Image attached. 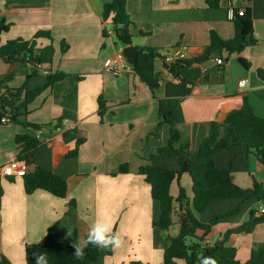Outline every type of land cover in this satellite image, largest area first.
<instances>
[{"label": "crops", "instance_id": "0c3cea01", "mask_svg": "<svg viewBox=\"0 0 264 264\" xmlns=\"http://www.w3.org/2000/svg\"><path fill=\"white\" fill-rule=\"evenodd\" d=\"M110 1L0 0V25H9L1 35V45L17 38L32 40L39 31H46L51 38L37 39V48L52 45L55 49L52 63L41 66L37 75L29 79L27 76L35 69L32 64L0 60V96L2 83L10 74L14 77L6 83L8 87L19 89L26 83L29 90L43 85L51 73L68 75L36 97L18 117L20 122L43 126L41 133L19 123L0 122V171L2 166L19 159L16 137L29 134L41 141L33 150L34 163L68 184L65 198L43 190L27 194L22 177H10L11 181L0 175V252L11 264H27L26 247L43 240L55 223L76 231L84 246L89 226L97 218L109 219L125 241L121 248H111L110 255H102L99 264H163L167 236H176L179 226L174 217L168 230L153 227V221L160 217V208L152 199L150 185L139 175L140 167L179 170V157L195 156L208 134L209 122L221 123L245 100L257 116L264 118V81L258 76V70H264L263 0L241 4L252 9L258 42L241 54L230 56L224 64L223 81H203L208 69L216 65V58L184 71L179 81L172 80L167 65L178 57L202 54L212 31L224 40L234 36V24L228 17L231 0H224L217 9L209 8L206 0H126L127 13L134 22L133 44L156 48L161 54L155 70L163 74L165 81L155 94L126 61L119 74L105 68V61L116 60L123 50L110 22L103 19L104 4ZM104 29L107 37L103 36ZM64 44L66 51L62 52ZM239 57L250 66L240 64ZM242 80H246L244 86H240ZM100 98L106 105L102 116ZM158 99L165 100L173 111L172 120L181 133V141L188 143L189 148L179 156L165 153L152 161L150 155L166 143L170 134L169 126L164 125L159 137H149L160 122ZM79 139L83 143L78 155L68 158L66 153L77 147ZM215 163L218 169L229 170L233 182L243 188L255 183L264 187L263 165L254 155L245 156L244 148L219 152ZM124 164L128 172L120 173ZM180 183L192 196L191 177L184 175ZM171 194L178 195L176 182ZM263 205L264 201L258 200L211 202L198 216L203 223L239 206L241 211L214 225L203 243L214 245L222 240L225 232L248 222L251 211L260 216ZM197 234L201 236L202 232ZM227 245L237 249L236 259L246 262L252 248L264 247V222L249 234H231Z\"/></svg>", "mask_w": 264, "mask_h": 264}, {"label": "trees", "instance_id": "16d2710c", "mask_svg": "<svg viewBox=\"0 0 264 264\" xmlns=\"http://www.w3.org/2000/svg\"><path fill=\"white\" fill-rule=\"evenodd\" d=\"M224 0H206L211 9H217ZM236 3V0H231ZM253 0H242L251 2ZM264 1V0H263ZM103 19L109 21L112 32L117 41L123 46L122 55L137 75L141 82L155 94V91L165 81L162 73L156 72L155 62L161 57L158 49L141 47L133 44L134 35L132 27L134 22L126 10V0H112L104 4ZM234 24V36L224 40L216 32L212 31L209 44L199 56L192 58H175L170 64L168 73L174 78L181 80L184 71L199 68L203 64L219 57L223 65L233 54H241L246 48L257 44L254 37V26L252 9L250 6L234 5V17L231 19ZM9 25H0L1 35L8 31ZM140 35L146 33L139 31ZM103 36H108V31L103 30ZM51 38L50 33L39 31L32 40L17 38L0 44V60L4 63H29L35 69L27 76L37 75L39 66L52 63L55 49L52 45L44 48H37V39ZM66 51V45L62 46V52ZM239 62L244 67L249 63L239 57ZM68 75L62 72L47 75V81L40 87L29 90L27 85L19 89H12L6 83L10 82L14 75H8L2 83L0 96V118L10 115L13 123H19L27 129L41 131L43 126L29 122H20L18 117L22 111H26L28 105L47 88L54 86ZM258 76L264 81V70H258ZM160 122L150 134V138L160 136L161 128L169 126L170 134L166 143L156 149L150 155V160H158L163 154L170 153L180 155L188 150L189 144L181 141V133L172 120L173 111L163 99H158ZM99 113L102 116L106 110L105 102L99 99ZM207 136L200 142L195 156L191 158L179 157L180 169L170 170L153 165L141 166L139 175L151 187V196L160 208V217L153 221V227L168 230L174 223L179 226V233L176 236L168 235V247L163 252V264H199L202 256L214 257L218 264H264V247L251 249L250 258L246 262L236 259L237 249L228 246L227 243L231 234L251 233L257 225L264 222V214L255 215L251 211L250 220L241 226L228 230L224 233L223 239L214 245L203 243L212 227L223 218L236 215L241 211V206L228 214H223L210 223H203L198 216L202 214L215 200L238 199L242 202L250 200L264 201V187L255 183L253 187L243 188L233 182L229 170L218 169L215 163L216 155L223 150L244 148V155H254L264 167V118L257 116L248 104L244 101L240 109L230 111L225 119L219 123L209 122ZM16 142L20 146V160L26 161V174L22 177L24 189L27 194L36 190H43L58 198H65L68 193V184L65 179L56 173L46 170L34 163L33 150L40 144V140L29 134L18 135ZM82 139L77 142V147L66 153L68 158L78 155ZM128 166L120 167V173H127ZM184 175H189L192 180V196L181 185L180 181ZM10 179V178H9ZM11 180V179H10ZM12 181V180H11ZM176 182L178 195L173 197L171 186ZM2 192L0 189V199ZM73 208L75 201L71 202ZM198 232H202L198 236ZM68 233L70 235H68ZM85 236L84 240L86 239ZM73 244H80L78 233L65 225L55 223L49 227L47 235L38 243L26 247V263L35 264V254L44 253L47 256L48 264H99L102 255H110L111 248H98L91 244L84 247L83 260H77L74 256ZM0 264H11L10 260L0 252ZM138 264V263H135Z\"/></svg>", "mask_w": 264, "mask_h": 264}, {"label": "clouds", "instance_id": "9594fccd", "mask_svg": "<svg viewBox=\"0 0 264 264\" xmlns=\"http://www.w3.org/2000/svg\"><path fill=\"white\" fill-rule=\"evenodd\" d=\"M68 235H70L68 233ZM125 241L119 231L114 230L113 223L107 218H97L90 226L87 237L84 240V247L91 244L98 248L119 249L124 245ZM73 256L77 260H83L84 247L80 244H73ZM35 264H48L47 256L44 253L35 254ZM199 264H218L217 260L212 256H202L199 258Z\"/></svg>", "mask_w": 264, "mask_h": 264}, {"label": "built area", "instance_id": "2783aa9c", "mask_svg": "<svg viewBox=\"0 0 264 264\" xmlns=\"http://www.w3.org/2000/svg\"><path fill=\"white\" fill-rule=\"evenodd\" d=\"M234 5L235 3H230V7L228 9V17L229 19H232L234 17ZM217 65H223V60L221 58H216L215 60ZM126 62L122 54H119L117 56L116 60H112L111 58L107 59L105 61V68L106 70L119 74L125 67H126ZM41 66H39L40 68ZM174 81H179V78H172ZM246 83V80H242L240 82V86H244ZM1 123H12L10 115H5L0 118ZM38 133H41L39 131ZM27 170V164L26 161L20 160V159H14L7 163L6 165L2 166L1 168V176L3 177H23L26 174ZM259 214L262 215L264 214V205L259 208Z\"/></svg>", "mask_w": 264, "mask_h": 264}, {"label": "water", "instance_id": "95a60500", "mask_svg": "<svg viewBox=\"0 0 264 264\" xmlns=\"http://www.w3.org/2000/svg\"><path fill=\"white\" fill-rule=\"evenodd\" d=\"M242 0H236V5L241 6ZM166 59V58H165ZM169 68V65H167V69ZM223 70L224 65H213L208 69V74L205 75L203 81H208L210 78H215L216 81H223ZM57 128V125L54 126V129Z\"/></svg>", "mask_w": 264, "mask_h": 264}]
</instances>
